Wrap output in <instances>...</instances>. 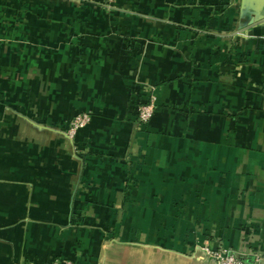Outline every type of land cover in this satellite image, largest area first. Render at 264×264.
Wrapping results in <instances>:
<instances>
[{"label": "crops", "instance_id": "1", "mask_svg": "<svg viewBox=\"0 0 264 264\" xmlns=\"http://www.w3.org/2000/svg\"><path fill=\"white\" fill-rule=\"evenodd\" d=\"M220 245L264 264V0H0V264Z\"/></svg>", "mask_w": 264, "mask_h": 264}, {"label": "built area", "instance_id": "2", "mask_svg": "<svg viewBox=\"0 0 264 264\" xmlns=\"http://www.w3.org/2000/svg\"><path fill=\"white\" fill-rule=\"evenodd\" d=\"M155 108L154 100L141 105L138 110L139 122L143 124L148 123L154 115ZM91 120L92 115L90 111L80 112L70 121L66 130V136L70 139H74L80 130L86 128L90 124ZM208 251L214 258L216 264H262L259 258L249 263L231 247L224 245L217 246L215 249L210 248ZM47 264H76V262L71 259L56 258Z\"/></svg>", "mask_w": 264, "mask_h": 264}]
</instances>
